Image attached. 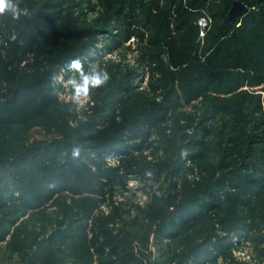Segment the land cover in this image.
Listing matches in <instances>:
<instances>
[{
	"label": "trees",
	"instance_id": "1",
	"mask_svg": "<svg viewBox=\"0 0 264 264\" xmlns=\"http://www.w3.org/2000/svg\"><path fill=\"white\" fill-rule=\"evenodd\" d=\"M13 1L26 13L19 19L10 13L0 16V126H23L44 117L47 108L56 104L52 77L60 68L69 70L70 62L92 45L78 46L70 38L93 40L113 25L121 44L131 39L144 44L140 61L154 65L159 76L151 85L159 101H149L138 120L126 115L120 123L112 121L130 88L128 83L112 81L105 100L97 95L99 103L104 101L101 113L79 129L87 132L94 123H106L107 131L77 137L78 144L46 149L30 161L18 157L11 167L23 178L24 190L15 183L10 199L21 209H40L43 195L35 190L48 192L44 186L52 182L58 185V192L67 193L74 201L90 194L99 195L102 204L106 201L103 188L125 187L127 176L147 190L160 179L166 180V202L172 207L190 194V185L182 175L188 160L192 168L187 171L193 172L194 167L205 182V197L197 202V212L173 214L167 239L177 240L189 222L224 207L241 208L264 220V88L253 90L264 85V0H151L148 4L144 0H98L101 12L88 28L75 27V19L65 14L57 0ZM235 1L244 3L248 12L229 20ZM204 16L211 22L200 36L197 22ZM144 31L148 33L146 44ZM187 108L193 113L181 111ZM153 131L160 138L149 160L129 154L114 167L95 164L94 173L84 170V182L75 175L73 165L64 168L58 161L65 153L80 162L73 152L81 153L84 143L98 156L117 150L125 141H138L133 147L141 152L144 146H152ZM1 179L0 208L6 204L4 194L8 192ZM92 182H102L101 192L88 185ZM92 204L85 207L88 213L96 206ZM133 208L135 217L142 215L151 221L149 210L138 205ZM95 224L88 244L96 264H144L132 251L115 253L103 224L96 229ZM120 233L125 236L116 243L129 245L126 233L118 229L115 235ZM7 235L0 227V242H5L7 249L11 246V252H21L19 243L5 241ZM211 238L206 235L175 264H204L206 248L216 247ZM255 241L264 244V235Z\"/></svg>",
	"mask_w": 264,
	"mask_h": 264
},
{
	"label": "rangeland",
	"instance_id": "2",
	"mask_svg": "<svg viewBox=\"0 0 264 264\" xmlns=\"http://www.w3.org/2000/svg\"><path fill=\"white\" fill-rule=\"evenodd\" d=\"M57 1L62 3L65 14L75 19L73 25L78 28L93 27L101 12L98 0ZM150 1L144 0V3L148 4ZM13 3L15 4L14 1ZM19 11L22 15L26 13L24 8ZM144 34L146 44L148 33L144 31ZM70 41L78 46L91 43L90 48L79 57L84 70L87 72L95 66L98 71H107L111 78L104 86L91 89L87 103L79 107L71 102V90L65 87V82L76 77V74L70 69L60 68L51 82L56 104L47 108L44 117L23 126H0V177L8 188V192L4 194L6 204L0 208V227L8 231L5 241L13 240L23 249L21 252H11V246L7 249L5 242H0V264H96L97 260L88 244L94 222L95 229L103 224L114 243L115 253L132 251L144 259V264H175L178 257L187 253L208 234L212 235L211 243L216 247L206 248L204 252L208 255L204 264H264V244L255 241V238L264 235V220L241 208L224 207L209 212L200 220L189 222L177 240L166 238L173 214L181 211L197 212V202L205 197V182L194 167L193 172L187 171L192 168L188 160L184 164L186 172L184 170L182 175L190 185V194L172 207H168L166 202V180L160 179L158 184L147 190L133 176H127L125 187L115 184L103 188L106 201L102 204L99 202V195L90 194L74 201L67 193L58 192L59 187L54 182L44 186L48 192L35 190L43 195L41 208L38 210L21 209L17 202L10 199V192L16 189L15 183L24 190L21 184L23 178L20 179L11 167L18 157L30 161L46 149L63 146L65 143L78 144L77 137L107 131L109 125L106 123L103 126L94 123L93 128L87 132L79 129L101 113L104 101L99 103L97 95L100 93V97L105 100V93L109 91L108 85L112 81L128 83L130 87L128 94L123 95L124 105L116 107L113 112L114 123L122 122L126 115L138 120L149 101H159L151 87L157 83L158 73L154 65L149 67L147 63L140 61L139 53L144 47L143 43L131 39L121 44L117 27L113 25L107 31L97 33L93 40L70 38ZM261 87L264 88V85L253 90ZM181 111L189 115L193 113L189 108ZM159 138L157 132L153 131L149 140L152 146H144L141 152H136L133 147L138 141H125L117 150L106 151L102 156L95 154L84 143L81 153L73 152L80 162L72 160L65 153L58 161L64 168L73 165L75 175L84 182V170L94 173L95 164L103 163L107 167H114L129 154L144 155L149 160V153L157 145ZM174 180L179 181L176 178ZM101 184L102 182L88 183L97 192H101ZM13 196L17 195L14 193ZM90 203L96 206L88 213L85 207ZM134 205L149 210L151 221L144 220L142 215L135 217L137 211L133 208ZM118 229L128 235L129 245L116 243V239L125 236L121 233L115 235ZM108 251L109 248H106V253Z\"/></svg>",
	"mask_w": 264,
	"mask_h": 264
},
{
	"label": "clouds",
	"instance_id": "3",
	"mask_svg": "<svg viewBox=\"0 0 264 264\" xmlns=\"http://www.w3.org/2000/svg\"><path fill=\"white\" fill-rule=\"evenodd\" d=\"M6 13H10L13 19H19L20 11L13 0H0V16ZM69 69L76 74V77L67 80L65 87L71 90V102L79 107H83L87 103L91 89L104 86L111 78L107 71H98L95 66L86 72L79 58L70 62ZM147 175H151V173H147Z\"/></svg>",
	"mask_w": 264,
	"mask_h": 264
},
{
	"label": "water",
	"instance_id": "4",
	"mask_svg": "<svg viewBox=\"0 0 264 264\" xmlns=\"http://www.w3.org/2000/svg\"><path fill=\"white\" fill-rule=\"evenodd\" d=\"M247 12H248V7L244 3L235 1L233 2L232 7L230 8L228 12V19L233 20V19L240 18Z\"/></svg>",
	"mask_w": 264,
	"mask_h": 264
},
{
	"label": "built area",
	"instance_id": "5",
	"mask_svg": "<svg viewBox=\"0 0 264 264\" xmlns=\"http://www.w3.org/2000/svg\"><path fill=\"white\" fill-rule=\"evenodd\" d=\"M199 28H200V36H203L204 31L207 29V27L210 24V19L208 17H201L197 22Z\"/></svg>",
	"mask_w": 264,
	"mask_h": 264
}]
</instances>
